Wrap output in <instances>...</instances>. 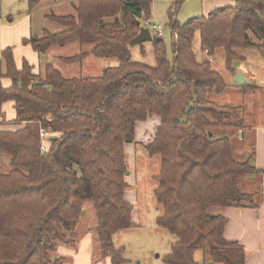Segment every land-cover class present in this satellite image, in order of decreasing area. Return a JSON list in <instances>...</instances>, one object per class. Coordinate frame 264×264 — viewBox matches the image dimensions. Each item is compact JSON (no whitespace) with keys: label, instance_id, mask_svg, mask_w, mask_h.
<instances>
[{"label":"trees","instance_id":"trees-1","mask_svg":"<svg viewBox=\"0 0 264 264\" xmlns=\"http://www.w3.org/2000/svg\"><path fill=\"white\" fill-rule=\"evenodd\" d=\"M228 1L231 6L179 25L174 14L182 0H175L168 20L172 58L162 39L153 38V67L130 59V42L149 21L152 0H78L73 14L47 17L60 31L44 29L23 41L40 56L77 43V54L59 57L68 67L88 57L116 62L99 75L66 77L52 63L35 74L25 61L17 69L11 49L3 51L0 78L11 84L0 80V103H14L8 124L19 128L0 131V153L11 167L0 173V264H66L56 252L59 245L76 247L69 235L86 202L94 207L99 259L124 264L123 249L112 240L134 226L124 197V147L134 143L136 124L153 117L159 125L144 150L160 159L156 225L176 239L163 264H244L243 247L223 237L226 220L207 210L257 208L264 171L254 165V130L238 107L214 100L227 85L192 49L198 33L201 50L208 56L222 50L231 72L233 61L242 60L236 50L256 49L264 57V0ZM41 129L48 135L45 152ZM236 137L248 141L240 154Z\"/></svg>","mask_w":264,"mask_h":264},{"label":"rangeland","instance_id":"rangeland-1","mask_svg":"<svg viewBox=\"0 0 264 264\" xmlns=\"http://www.w3.org/2000/svg\"><path fill=\"white\" fill-rule=\"evenodd\" d=\"M48 1V0H47ZM52 2V0H50ZM60 4L55 5L53 9L58 14H73V5L77 4L78 0H60ZM49 2V3H51ZM175 0H152L151 24L161 26V31H152V38H160L163 41L167 56L172 58L171 50V29L169 27V16L172 12ZM201 0H182L181 5L175 9L174 19L179 25L185 24L192 18L203 16ZM56 7V8H55ZM49 5H42L34 12V17L40 14L41 10H46ZM205 15V14H204ZM105 21H109L106 19ZM37 23H39L37 21ZM43 27L49 31L55 29L60 31L61 27L56 29L55 25L46 22H40ZM45 24V26H44ZM143 24V23H142ZM49 27H52L49 29ZM54 31V32H55ZM161 32V34H160ZM254 41V38L251 36ZM192 49L198 62L207 61L224 80L227 85L224 93L219 97H214V100L220 105H230L233 108L238 107L237 115L244 118L247 127L253 129L255 126L264 127V57L256 51V49L247 48L245 50H236L242 60H235L232 63V72L226 68L225 55L222 50L217 51L215 55L208 56L200 47L199 34L196 33L192 42ZM77 43L66 45L62 50L56 49L47 55H38L40 68L46 63H52L62 74L69 76H96L100 71L96 67L89 65L90 61L98 59L89 57L81 62L74 63L71 67L59 61V57L63 59L72 57L79 51ZM130 59L134 62H139L150 67L155 66L156 62L153 56V46L151 42H144L138 46L130 48ZM100 63H102L100 61ZM241 72L244 77L250 81L247 86H237L234 84V75ZM245 87V88H243ZM239 135L240 133L234 132ZM247 134L246 136H250ZM139 139V138H138ZM144 141V137L142 138ZM244 139V138H243ZM243 139L236 137V148H239L238 154L241 153L244 143H248ZM144 142H136L126 144L127 163L131 171V175L126 176L128 184L125 193L126 199L132 204L131 219L134 226L129 230H123L115 233L112 237L114 247L123 249L122 258L124 264H162L163 257L170 253L171 245L175 242V237L169 234L164 229L157 227L156 219L161 215V209L157 206L154 191L157 186L155 176L160 169V159L158 156L148 158L144 150ZM242 145L241 147H239ZM240 151V152H239ZM251 148L247 147L243 153L248 155ZM143 155L142 157H140ZM10 168L4 167L1 173L8 172ZM137 170V171H136ZM96 218L93 204L86 202L82 207V212L75 230L69 235L70 238L78 241L82 236L89 235L93 238L94 249L97 248L96 235ZM96 244V245H95ZM96 252V253H95ZM94 260L101 258V252L94 250ZM201 254V252H199ZM58 255V252H56ZM110 260L111 258L108 257ZM66 264H71L70 259Z\"/></svg>","mask_w":264,"mask_h":264},{"label":"crops","instance_id":"crops-1","mask_svg":"<svg viewBox=\"0 0 264 264\" xmlns=\"http://www.w3.org/2000/svg\"><path fill=\"white\" fill-rule=\"evenodd\" d=\"M30 1H37L38 3L30 4ZM49 2L51 1L0 0V77L6 71L5 60L2 57V53L6 49H11L13 60L17 69H21L22 63L25 61L32 67L33 73H39L40 66L38 54L33 51L31 46L25 45L23 41L34 35H41L44 29L48 30L43 27V24H40V22L55 25V23L47 18L48 16L52 14L56 16L69 15L58 14L57 11H54V6L60 4V0H52L51 3ZM201 3L203 16L204 14L207 15L214 9L232 5V2L228 0H201ZM42 5H49V8H47V11L41 10L40 14L36 16L37 19H35L34 12H36ZM37 21L39 23H37ZM55 27L58 30L56 25ZM51 28L52 27H49V29ZM54 31L55 29L51 32ZM98 60L99 63H96V61H90L89 65L91 67H96L100 72L105 67L117 65L114 61ZM100 61L102 63H100ZM0 80L4 87H9L11 84L10 80L7 78H0ZM15 116L16 114L13 102L0 103V131L17 130L19 127L8 124L13 122ZM158 125L159 119L156 117L149 118L145 122L137 123L135 128V141L144 142L143 146L145 147L153 140L155 130ZM253 130L254 165L257 169L264 171V127L255 126ZM143 137L144 141L142 139ZM124 150L127 157L125 147ZM142 156L143 155L140 157ZM146 156L150 159L147 154ZM4 167H6V169L10 168V160L0 153V173L1 169ZM128 172L129 175H131L129 166ZM260 184L261 200L257 208L211 207L207 210L209 215L220 216L226 220L223 237L226 241L237 242L243 247L245 251L244 264H264V177L262 178ZM124 197H126V195H124ZM57 252L58 256L60 255L66 258V260L70 259L71 264H111V261L108 258L94 260V241L93 238L87 234L82 236L77 241L76 247L59 245ZM195 260L196 262L201 263L202 253L199 254V252H196Z\"/></svg>","mask_w":264,"mask_h":264},{"label":"water","instance_id":"water-1","mask_svg":"<svg viewBox=\"0 0 264 264\" xmlns=\"http://www.w3.org/2000/svg\"><path fill=\"white\" fill-rule=\"evenodd\" d=\"M152 36L148 29L140 27L138 35L130 42V46H138L143 44L144 42H151ZM233 82L237 86H245L250 83L241 72H237L234 75ZM211 136V134H209ZM129 175V172L126 173V176Z\"/></svg>","mask_w":264,"mask_h":264},{"label":"built area","instance_id":"built-area-1","mask_svg":"<svg viewBox=\"0 0 264 264\" xmlns=\"http://www.w3.org/2000/svg\"><path fill=\"white\" fill-rule=\"evenodd\" d=\"M141 27L148 29L150 32L161 31L162 29L161 26L151 24L149 21L143 22V24H141ZM39 137L41 140V146H40L41 152H45L47 148V140H48V135L45 132V130L41 129L39 131Z\"/></svg>","mask_w":264,"mask_h":264}]
</instances>
